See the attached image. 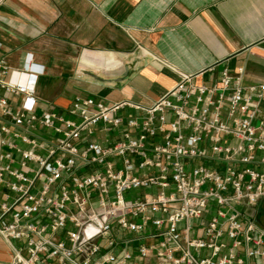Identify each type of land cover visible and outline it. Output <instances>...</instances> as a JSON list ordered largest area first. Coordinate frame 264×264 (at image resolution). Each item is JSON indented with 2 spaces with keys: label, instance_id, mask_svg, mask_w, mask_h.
Masks as SVG:
<instances>
[{
  "label": "built area",
  "instance_id": "1",
  "mask_svg": "<svg viewBox=\"0 0 264 264\" xmlns=\"http://www.w3.org/2000/svg\"><path fill=\"white\" fill-rule=\"evenodd\" d=\"M36 76L0 59L10 264H264V229L249 214L264 201V82L244 86L242 69L211 85L182 75L147 108L77 97L66 120L36 114ZM116 131L113 144L91 140Z\"/></svg>",
  "mask_w": 264,
  "mask_h": 264
},
{
  "label": "crops",
  "instance_id": "2",
  "mask_svg": "<svg viewBox=\"0 0 264 264\" xmlns=\"http://www.w3.org/2000/svg\"><path fill=\"white\" fill-rule=\"evenodd\" d=\"M2 1L0 59L14 72L37 74V115L53 111L74 120L67 111L77 97L147 108L182 75L211 85L223 69L230 74L242 69L244 86L264 82V0ZM27 52L45 66L42 72L31 62L32 71L26 70ZM7 99L11 106L19 104V99ZM119 115L136 113L125 110ZM5 121L0 114V126ZM31 134L51 139L39 128ZM118 138L116 131L96 133L91 140L113 144ZM144 194L137 191L129 197ZM249 214L254 217L255 212ZM10 262L0 238V264Z\"/></svg>",
  "mask_w": 264,
  "mask_h": 264
},
{
  "label": "clouds",
  "instance_id": "3",
  "mask_svg": "<svg viewBox=\"0 0 264 264\" xmlns=\"http://www.w3.org/2000/svg\"><path fill=\"white\" fill-rule=\"evenodd\" d=\"M24 60H25L26 63L27 62H31L32 64H34L35 67H37L38 69L41 70V72L44 70L45 66L43 64L36 63L34 53H32V52L25 53ZM30 106H31L30 104L26 105V107H30Z\"/></svg>",
  "mask_w": 264,
  "mask_h": 264
},
{
  "label": "flooded vegetation",
  "instance_id": "4",
  "mask_svg": "<svg viewBox=\"0 0 264 264\" xmlns=\"http://www.w3.org/2000/svg\"><path fill=\"white\" fill-rule=\"evenodd\" d=\"M254 217L256 220H260L264 217V201L257 205Z\"/></svg>",
  "mask_w": 264,
  "mask_h": 264
},
{
  "label": "water",
  "instance_id": "5",
  "mask_svg": "<svg viewBox=\"0 0 264 264\" xmlns=\"http://www.w3.org/2000/svg\"><path fill=\"white\" fill-rule=\"evenodd\" d=\"M256 222L262 229H264V217L260 220H256Z\"/></svg>",
  "mask_w": 264,
  "mask_h": 264
},
{
  "label": "rangeland",
  "instance_id": "6",
  "mask_svg": "<svg viewBox=\"0 0 264 264\" xmlns=\"http://www.w3.org/2000/svg\"><path fill=\"white\" fill-rule=\"evenodd\" d=\"M134 194V193H133ZM130 195H132V194H130ZM127 198H128V196H127Z\"/></svg>",
  "mask_w": 264,
  "mask_h": 264
}]
</instances>
